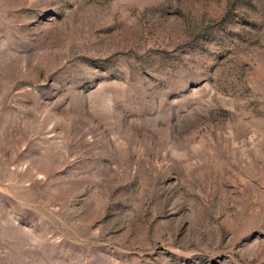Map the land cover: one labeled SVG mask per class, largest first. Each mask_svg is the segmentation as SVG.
Returning a JSON list of instances; mask_svg holds the SVG:
<instances>
[{"label": "rangeland", "instance_id": "obj_1", "mask_svg": "<svg viewBox=\"0 0 264 264\" xmlns=\"http://www.w3.org/2000/svg\"><path fill=\"white\" fill-rule=\"evenodd\" d=\"M0 264H264V0H0Z\"/></svg>", "mask_w": 264, "mask_h": 264}]
</instances>
